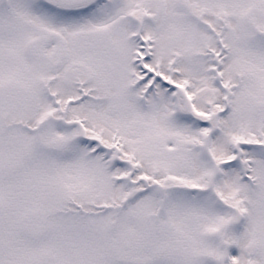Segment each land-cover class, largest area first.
I'll return each mask as SVG.
<instances>
[{
  "label": "snow or ice",
  "instance_id": "obj_1",
  "mask_svg": "<svg viewBox=\"0 0 264 264\" xmlns=\"http://www.w3.org/2000/svg\"><path fill=\"white\" fill-rule=\"evenodd\" d=\"M0 264H264V0H0Z\"/></svg>",
  "mask_w": 264,
  "mask_h": 264
}]
</instances>
